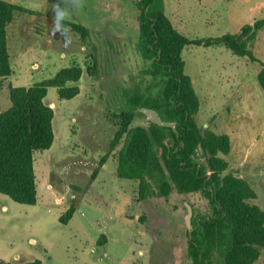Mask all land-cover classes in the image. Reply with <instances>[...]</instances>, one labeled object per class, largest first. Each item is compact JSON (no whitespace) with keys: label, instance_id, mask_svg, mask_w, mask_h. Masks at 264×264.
I'll list each match as a JSON object with an SVG mask.
<instances>
[{"label":"rangeland","instance_id":"374dc122","mask_svg":"<svg viewBox=\"0 0 264 264\" xmlns=\"http://www.w3.org/2000/svg\"><path fill=\"white\" fill-rule=\"evenodd\" d=\"M5 1L39 14L18 12L5 27L11 74L0 79V110L11 105L9 85L29 87L63 69L77 68L80 76L65 82L66 93L78 89L71 98L47 88L54 139L33 154L36 203L19 204L0 193V264L35 258L40 264H191L185 202L192 224L212 213L208 199L200 191L175 189L138 199L139 180L116 173L124 135L114 147L112 140L120 125L152 122L143 107L131 112V98L159 99L171 92L170 81L147 72L136 0ZM162 2L159 33L172 49L178 45L169 26L189 40L234 34L250 51V57H240L222 46L178 49L202 135L195 162L208 173L210 165L219 168L225 195L264 212V93L257 79L264 65V25L240 33L244 24L264 18V0ZM71 206V218L62 223ZM252 264H264V248Z\"/></svg>","mask_w":264,"mask_h":264},{"label":"trees","instance_id":"16d2710c","mask_svg":"<svg viewBox=\"0 0 264 264\" xmlns=\"http://www.w3.org/2000/svg\"><path fill=\"white\" fill-rule=\"evenodd\" d=\"M136 6L141 54L150 61L147 72L153 78L159 76L170 81L171 92L151 100L136 95L134 101L131 98L129 109L132 112L138 106L151 108L161 120L174 125L160 126L153 122L148 127L120 125L112 140L114 147L124 135L117 154V176L139 180L138 199L164 196L173 189L179 193L200 191L208 199L212 213L193 220L192 229L187 233V255L191 264H252L264 248V212L234 195H225L219 168L210 165L208 173L205 166L195 162L202 135L185 93L186 76L178 49L188 44L222 46L240 57H250V51L234 34L189 40L167 26L170 37L178 45L177 50L172 49L159 33L162 0H136ZM18 12L39 14L0 0V79L11 74L5 27ZM263 25L264 18L257 19L244 24L240 33H254ZM79 76L77 68L63 69L54 77L29 87L8 86L11 105L0 110V193L14 202L32 205L37 200L33 154L47 150L54 139L52 109L44 101L47 88H56L60 98H71L78 89L66 93L65 82L76 81ZM257 79L264 93V65ZM220 140L221 144H227L226 136H221ZM73 211L71 206L60 221L67 223ZM23 264H40V260L35 258Z\"/></svg>","mask_w":264,"mask_h":264},{"label":"water","instance_id":"95a60500","mask_svg":"<svg viewBox=\"0 0 264 264\" xmlns=\"http://www.w3.org/2000/svg\"><path fill=\"white\" fill-rule=\"evenodd\" d=\"M139 110L142 113H144L153 123H156L160 126L173 127L172 122L161 120L159 114L155 110H153L151 108H144V107L140 108ZM185 206L187 209V214L185 216V224H186L188 232H190L192 229V224H191L192 208H191L190 204L187 202H185Z\"/></svg>","mask_w":264,"mask_h":264},{"label":"crops","instance_id":"0c3cea01","mask_svg":"<svg viewBox=\"0 0 264 264\" xmlns=\"http://www.w3.org/2000/svg\"><path fill=\"white\" fill-rule=\"evenodd\" d=\"M3 1H5V0H3ZM7 2H9V1H7ZM12 3H13V2H12ZM102 169H103V168H102ZM99 174H100V173H99ZM99 174H98V175H99ZM36 201H37V200H36ZM32 242H33V240H32Z\"/></svg>","mask_w":264,"mask_h":264}]
</instances>
